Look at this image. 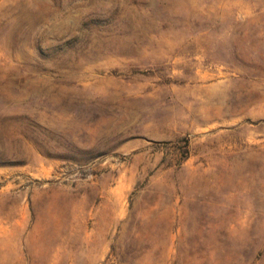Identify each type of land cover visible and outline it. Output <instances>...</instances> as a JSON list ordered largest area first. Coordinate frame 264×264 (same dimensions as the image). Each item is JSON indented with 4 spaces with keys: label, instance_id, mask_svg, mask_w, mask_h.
I'll return each instance as SVG.
<instances>
[{
    "label": "rangeland",
    "instance_id": "rangeland-1",
    "mask_svg": "<svg viewBox=\"0 0 264 264\" xmlns=\"http://www.w3.org/2000/svg\"><path fill=\"white\" fill-rule=\"evenodd\" d=\"M0 264H264V0H0Z\"/></svg>",
    "mask_w": 264,
    "mask_h": 264
}]
</instances>
